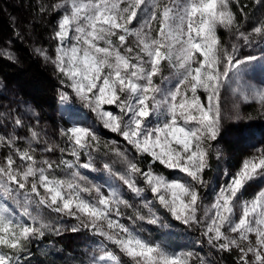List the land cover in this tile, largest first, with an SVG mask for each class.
Returning a JSON list of instances; mask_svg holds the SVG:
<instances>
[{
	"label": "rangeland",
	"instance_id": "374dc122",
	"mask_svg": "<svg viewBox=\"0 0 264 264\" xmlns=\"http://www.w3.org/2000/svg\"><path fill=\"white\" fill-rule=\"evenodd\" d=\"M59 10L55 56L38 52L72 93L50 114L53 132L19 109L23 138L0 134V264L44 226L17 187L35 182L62 229L94 236L91 264H123L116 251L138 264H222L228 249L264 264V137L227 127L244 153L215 144L206 173L222 124L242 122L245 103L264 109V0H65ZM119 143L135 161L95 152Z\"/></svg>",
	"mask_w": 264,
	"mask_h": 264
},
{
	"label": "trees",
	"instance_id": "16d2710c",
	"mask_svg": "<svg viewBox=\"0 0 264 264\" xmlns=\"http://www.w3.org/2000/svg\"><path fill=\"white\" fill-rule=\"evenodd\" d=\"M63 1L65 0H0V86H3L6 92L2 95L13 104L11 118L6 121L0 117V134L11 142L18 140L16 141L18 143L24 134L17 116L19 109L26 113L34 111L38 121L50 128L48 132L51 133L55 119L50 114L54 115L58 110L59 100L63 96L62 90L72 93L69 88L71 82L65 73L46 62L47 60L38 52L42 50L55 56L57 20L61 14L59 9ZM234 10L241 21L244 12ZM245 13L249 14V11L246 9ZM3 103L0 98V110L4 107ZM242 107L239 118L245 119L240 123L234 120L225 121L218 133V140L214 141L212 146H208L210 155L208 159L210 167L206 172L208 175L213 176L217 163L215 144H225L223 151L227 153L234 148V157L244 153L242 147L235 144L237 139L225 138L227 127L234 131L236 137H240L242 133L248 136L256 133L264 137V109L255 103H245ZM62 121L68 124L64 117ZM117 146L119 148L117 152L104 146L95 152L100 157L115 156L124 160L123 164L128 159L135 161L134 152L129 151L121 143ZM6 148L7 146L0 144V149L5 151ZM258 153L263 155L264 151L260 150ZM7 154L10 153L7 151ZM13 156L19 158L15 152ZM143 156L146 163H150L155 170H164L165 166L154 160L151 155ZM17 187L22 192L27 191L33 198L44 226L39 233H34L30 242L19 249L18 258L12 264H91L89 256L94 253L91 243L94 236L88 228L80 225L82 227L77 231L62 229L63 213L50 199L43 197L36 182L23 188L19 185ZM69 218L76 219L74 215ZM116 252H119L123 264H138L128 255ZM218 252L222 264H252L239 260L231 249ZM191 264L199 263L193 261Z\"/></svg>",
	"mask_w": 264,
	"mask_h": 264
}]
</instances>
